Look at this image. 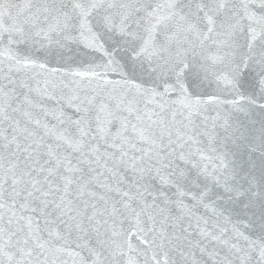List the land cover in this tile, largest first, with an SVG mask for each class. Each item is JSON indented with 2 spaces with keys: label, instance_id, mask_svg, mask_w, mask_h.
Wrapping results in <instances>:
<instances>
[{
  "label": "snow or ice",
  "instance_id": "1",
  "mask_svg": "<svg viewBox=\"0 0 264 264\" xmlns=\"http://www.w3.org/2000/svg\"><path fill=\"white\" fill-rule=\"evenodd\" d=\"M0 264H264V0H0Z\"/></svg>",
  "mask_w": 264,
  "mask_h": 264
}]
</instances>
